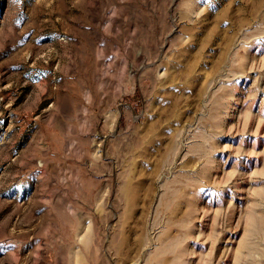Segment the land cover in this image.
<instances>
[{
    "label": "rangeland",
    "instance_id": "1",
    "mask_svg": "<svg viewBox=\"0 0 264 264\" xmlns=\"http://www.w3.org/2000/svg\"><path fill=\"white\" fill-rule=\"evenodd\" d=\"M0 264H264V0H0Z\"/></svg>",
    "mask_w": 264,
    "mask_h": 264
}]
</instances>
